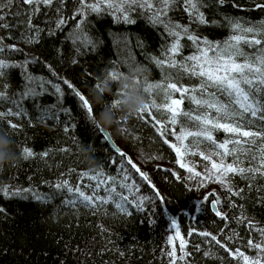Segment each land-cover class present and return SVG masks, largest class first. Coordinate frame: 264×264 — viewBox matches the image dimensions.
Returning <instances> with one entry per match:
<instances>
[{
    "label": "trees",
    "instance_id": "obj_1",
    "mask_svg": "<svg viewBox=\"0 0 264 264\" xmlns=\"http://www.w3.org/2000/svg\"><path fill=\"white\" fill-rule=\"evenodd\" d=\"M233 3L240 7H233ZM258 3H264V0H226L224 5L215 3V0H205L206 7L202 11L206 18L220 23L193 26V30L212 42L224 41L231 33L225 16L259 21L264 19V12L255 7ZM76 7V0H65L63 15L68 20L62 30L55 31V35H49V29L56 28L55 20L60 14L51 9L38 13L33 23L44 31L40 33L39 42L34 44L22 38L27 6L14 3L11 9L5 10L11 12L5 15V22L10 27L0 28V37H4V44L15 45L21 51L14 52L9 48L0 58L15 63L27 58L32 61L28 64V73L61 83L65 95L60 99L59 107L53 110L59 114L58 121L52 112L44 120L39 119L42 106L51 108L57 104V96L50 86L43 96L22 102L27 115L8 118L19 125L14 133L16 143L13 148L17 149V144L20 148L27 146L37 155L27 160L17 155V164L5 165L0 170V187L31 188L45 199L37 200L32 193L26 197H5L0 193V208L4 209L0 212V264H171L167 252L174 245L177 257L181 255V237L187 242L186 251L190 253L186 258L187 264H243L242 259L231 254L237 249L247 256H257V250L248 247V241L264 242V238L257 229H250L248 225L252 223L264 228V181L258 179L253 183L235 176L233 191L242 190V194L232 196L216 181L203 179L205 168L210 164L198 155H188L182 161L189 166L195 165V170L202 173L200 178H189L191 174L180 167L177 163L180 157L170 147L171 143H176L175 137L170 134L162 137L156 130L159 125L154 127V121L147 114L143 119L137 114L107 128L126 154L121 158L103 134L102 130L106 128L88 118L82 102L62 83L68 80L98 110L101 105L93 100L90 90L102 70L116 68L127 71L128 65H138L145 69L144 77L150 82L160 81L165 71L157 67L150 57L159 56L169 38L161 28L153 27L142 18L129 25L115 23L107 13L92 14L89 17L90 34L98 40L97 47L81 48L77 53L72 41L66 38L75 27L76 20L72 16ZM17 12L21 15L17 16ZM174 15L180 23L189 22L187 13L180 8ZM183 43L186 45L183 56L192 54L191 42L185 40ZM49 66L56 77L52 76ZM22 71L19 68L8 71V91L10 94L15 92L17 98L26 83ZM182 83L196 84L198 81L184 77ZM115 91L113 85V94H106L104 100L112 102ZM153 96L157 103L161 102L160 95L154 93ZM176 96L178 98L179 94ZM9 107L12 105L4 102L0 104V111ZM183 107L187 110L192 106L186 100ZM61 108L68 111H61ZM153 114L157 119H163L158 113ZM65 127L69 128L67 133ZM171 130L169 125V133ZM175 130L178 132L179 126ZM8 131L12 132L11 129ZM214 135L218 141L226 136L223 131ZM165 139L169 143H165ZM80 144L90 146L91 154L106 175L116 177V183L109 181L98 189L99 194L106 196L103 188L112 186L129 201L146 197L140 208L136 203H129L127 212H122L114 203L98 204L96 208L85 207L78 201L75 206L65 203L74 196L55 188V183L61 178L69 179L74 185L96 183L78 177V173L87 172L88 167L78 152ZM59 149L70 151L61 152ZM140 149L148 153V159L139 158ZM49 150V156L40 155ZM128 159L147 173L149 179L144 180L127 163ZM70 169L75 171L68 175ZM125 176L128 177L126 180ZM122 182L134 187L131 190L122 188ZM210 194L213 198L215 195L220 197L223 203L219 210L227 214V220L215 215L216 209L206 199ZM233 203L235 208L231 207ZM241 216L246 218L243 223L233 219ZM173 219L180 226V237L176 236L171 224ZM193 232L196 234L189 235ZM199 232L212 233L225 247L217 245L210 237L200 236ZM169 237L173 238L171 244ZM205 252L212 255H205ZM176 264H185V261L177 260Z\"/></svg>",
    "mask_w": 264,
    "mask_h": 264
},
{
    "label": "snow or ice",
    "instance_id": "obj_2",
    "mask_svg": "<svg viewBox=\"0 0 264 264\" xmlns=\"http://www.w3.org/2000/svg\"><path fill=\"white\" fill-rule=\"evenodd\" d=\"M14 3L27 6L24 10L26 12L25 34L22 36L27 43H38L40 33L44 31L43 28L33 23L38 13L51 9L60 14L55 20L56 28L49 29V35H55V31L62 30L67 23L68 17L63 15L65 0H0V28L10 27L5 22V15H10L11 12L5 10L11 9ZM76 3L77 7L72 16V19L76 20L75 27L66 38L72 41L77 53L81 48L91 46L95 49L97 47L98 40L90 34L89 17L92 14L99 16L107 13L111 15L115 23L129 25L135 24L137 19L142 18L153 27L161 28L169 38L165 41L161 54L150 57L157 67L165 71V76L157 82H150L147 77H144V91L153 98V103L142 109L138 116L143 119L147 114L154 121V127L159 125L156 130L162 137L167 134L175 137L176 143H171L170 147L180 157L177 160L180 167L186 168L191 174L189 178H200L202 173L195 170V165L189 166L188 163L182 161L188 155H198L210 164V167L205 168L203 179L216 181L232 196L242 194V190L233 191V177L235 176L253 183L258 179L264 181V19L252 22L242 17L225 16L227 26L231 29L230 35L224 41L212 42L193 30V26L220 23L216 20L209 21L206 18L205 12L202 11L206 7L205 0H76ZM215 3L224 5L226 0H215ZM232 6L240 7L237 3H233ZM255 7L264 12V3H258ZM177 8L187 13L188 23L177 21L174 15ZM16 15L20 16L21 12H17ZM32 33L34 35H31ZM3 40L4 37H0V57L9 48L14 52L21 51L15 45L4 44ZM185 40L191 42L193 47L192 54L188 56H183V50L186 47L183 43ZM246 49L251 51H246ZM178 56L179 59H177ZM31 62L27 58L19 63L0 58V104L7 102L12 105L6 111H0V131L9 137L13 144L16 143L14 133L19 125L8 118L28 114L23 109L24 100L43 96L50 86L54 90L53 94L57 96V104L52 105L51 108L42 106L39 119L44 120L49 112H52V116L58 121L59 114L53 110L59 107L60 99L65 95L61 83L28 73L27 67ZM17 68L23 70L21 74L26 81L19 98L15 92L9 93L7 83L8 71ZM139 68L145 71L143 67L139 66ZM113 69L111 75L116 80L121 72L116 68ZM49 70L52 76H57L51 66ZM184 77H187L189 81L196 78L198 83H182ZM62 83L75 93L87 110L88 118L95 123V118L102 110V106H99L97 110L68 80L65 79ZM154 93L161 96L160 103H157L153 96ZM176 94H179L178 98ZM186 100L192 106L187 110L183 107ZM61 111L67 112L68 110L61 108ZM153 112L158 113L163 119H157ZM169 125L172 126L170 133ZM176 126H179L178 132L175 130ZM8 129L12 132L10 133ZM64 131L67 133L69 128L65 127ZM220 131L226 134L222 141H218L214 135ZM164 142L169 143L167 139ZM17 149L13 148V151L25 160L37 155L27 146L20 148L17 144ZM50 151H45L40 155L47 157ZM59 151L69 152L70 149H59ZM117 152L121 158L126 155L119 149ZM229 158L231 162H228ZM127 163L144 180L149 179L148 174L141 171L131 159H128ZM73 171L75 170L70 169L68 175H71ZM78 177L81 180L87 178L96 183L94 185L91 183L74 185L69 179L61 178L54 185L57 190L73 194V199L65 201L73 206L77 201L90 208H96L98 204L114 203L118 210L127 212V204L136 203V206L140 208L143 201L147 199L141 197L138 200L129 201L128 197L117 192L112 186L103 188L107 195L101 196L98 189L108 184L109 181L112 184L116 183V177L106 175L103 170L95 175L81 172L78 173ZM127 178V176L124 177L125 180ZM120 186L129 190L134 187V185L123 182ZM0 193L5 197H26V194L32 193L33 198L37 200L45 199L43 195L31 188L20 189L5 185L0 187ZM206 199L216 209L217 217L222 220L228 219L227 214L219 210L223 202L218 195L213 198L210 194ZM231 207L235 208L236 204H231ZM3 211L4 209L0 208V212ZM233 219L237 223H243L246 218L241 216L233 217ZM171 224L176 230V236L180 237V226L176 219H173ZM248 227L257 229L264 238V228H259L252 223H249ZM194 234L196 233L189 235ZM198 234L206 238L210 237L211 241L225 247L212 233L199 232ZM172 240L173 238L169 237L170 244ZM186 243L181 237L179 246L181 255L178 257L174 245L167 252L171 264H176L177 260L185 261L187 264L186 258L190 253L186 251ZM248 247L256 249L257 256H247L239 249L231 254L242 259L243 264H264V242L254 243L249 240ZM205 255H212V253L205 252Z\"/></svg>",
    "mask_w": 264,
    "mask_h": 264
},
{
    "label": "clouds",
    "instance_id": "obj_3",
    "mask_svg": "<svg viewBox=\"0 0 264 264\" xmlns=\"http://www.w3.org/2000/svg\"><path fill=\"white\" fill-rule=\"evenodd\" d=\"M113 68H105L96 77V83L90 90L93 100L102 106V110L97 114L95 123L104 128H111L118 125L120 120H127L136 116L142 109L153 103V98L144 91V72L139 66L128 65L127 71H120L118 79L114 80L111 73ZM115 85V98L112 102H106L104 96L113 94ZM115 104V107H113ZM139 158L146 160L149 158L144 149H140ZM78 152L83 157V162L88 165L87 172L99 173L102 171L101 164L91 154L90 146L80 144ZM19 162V157L13 151V141L0 131V170L5 165H15Z\"/></svg>",
    "mask_w": 264,
    "mask_h": 264
},
{
    "label": "water",
    "instance_id": "obj_4",
    "mask_svg": "<svg viewBox=\"0 0 264 264\" xmlns=\"http://www.w3.org/2000/svg\"><path fill=\"white\" fill-rule=\"evenodd\" d=\"M78 91V89H76ZM103 134L106 136L108 142L110 145L117 151L119 149L122 151V149L116 144V142L113 140L112 136L110 135L109 131L107 129L102 130Z\"/></svg>",
    "mask_w": 264,
    "mask_h": 264
}]
</instances>
